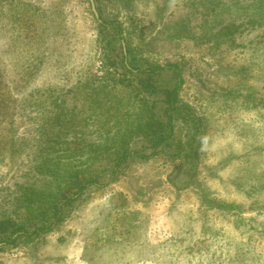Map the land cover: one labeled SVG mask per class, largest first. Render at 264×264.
Returning <instances> with one entry per match:
<instances>
[{
  "label": "rangeland",
  "instance_id": "obj_1",
  "mask_svg": "<svg viewBox=\"0 0 264 264\" xmlns=\"http://www.w3.org/2000/svg\"><path fill=\"white\" fill-rule=\"evenodd\" d=\"M94 3L98 17L89 0H0V217L23 219L10 212L25 189H54L36 167L53 108L37 97L130 76L120 60L182 66L197 155L173 154L189 147L176 121L173 148L101 177L54 231L1 246L0 264H264V0Z\"/></svg>",
  "mask_w": 264,
  "mask_h": 264
},
{
  "label": "trees",
  "instance_id": "obj_2",
  "mask_svg": "<svg viewBox=\"0 0 264 264\" xmlns=\"http://www.w3.org/2000/svg\"><path fill=\"white\" fill-rule=\"evenodd\" d=\"M114 23L101 20L99 25ZM120 65L131 77L107 72L106 78H100L102 82H79L70 88L50 89L37 97L36 105L46 103L48 98L53 108L37 125L36 167L50 177L54 189L32 187L25 189L22 197L14 198L15 208L10 213L23 207V219L11 220V215L3 212L0 247L54 231L72 207L83 200L88 188L105 184L101 177L111 182L127 162L147 161L169 151L173 148L176 121L187 129L184 149L189 147L184 153L173 154L176 152L185 161L197 155L192 142L196 141L202 118L179 98L182 66L175 62H147L145 67H132L123 60ZM117 85L124 89L120 96L113 93ZM219 92L233 94L225 89ZM90 129L96 142L89 139ZM95 161L98 170H91Z\"/></svg>",
  "mask_w": 264,
  "mask_h": 264
},
{
  "label": "water",
  "instance_id": "obj_3",
  "mask_svg": "<svg viewBox=\"0 0 264 264\" xmlns=\"http://www.w3.org/2000/svg\"><path fill=\"white\" fill-rule=\"evenodd\" d=\"M90 6H91V10L94 14L95 17H98V13L96 11V7H95V3L94 0H89Z\"/></svg>",
  "mask_w": 264,
  "mask_h": 264
}]
</instances>
